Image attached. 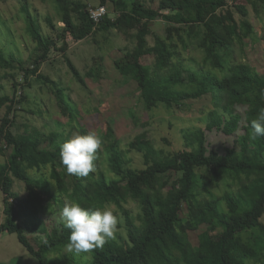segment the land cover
Here are the masks:
<instances>
[{
  "label": "trees",
  "instance_id": "1",
  "mask_svg": "<svg viewBox=\"0 0 264 264\" xmlns=\"http://www.w3.org/2000/svg\"><path fill=\"white\" fill-rule=\"evenodd\" d=\"M52 1L63 23L56 29V36L42 32L27 4L21 8L36 43L32 67L1 49L0 67L21 69L26 80L37 75L52 83L58 106L71 120L79 114L78 107L67 100L62 87L40 72L41 64L52 50L68 49L67 34L83 40L100 31L117 30L134 39L135 46L115 59L114 65L127 81L137 83L145 108L152 110L160 103L169 108L188 107L185 100L211 93L213 109L207 114V130L233 135L242 128L243 133L238 134L237 145L228 147L225 153L209 149L203 129L186 133L194 148L169 153L158 149L149 135L141 134L129 148L143 153L144 168L131 166L126 152L112 141L107 152L115 177L100 169L81 178L67 174L60 160V145L68 137L56 130L16 133V103L23 99H17L16 92L13 96L0 95V109L6 108L0 121V155L5 156L0 162V200L5 214L0 235L16 233L37 264H247L248 260L264 264V136L253 138L250 126L264 109V73L247 61L234 62L224 76L215 72L227 70L223 52L231 51L236 42L243 46L248 38H255L248 7L231 6L229 0H160L157 7L143 0H100L97 6L84 0ZM102 5L108 12L96 23L90 9ZM237 12L243 18L238 19ZM212 18H217L216 29L225 31L229 41L212 27ZM157 19L169 23L165 38L154 36L152 22ZM47 21L54 29L58 26L50 16ZM201 25L205 29H199ZM151 36L153 43L149 41ZM195 39L214 72L192 71L175 61L180 45L187 48L189 40ZM148 55L153 57V65L143 62ZM66 59L74 77L84 86L86 77L100 81L104 76L103 56L95 57L86 74L69 57ZM19 85L14 82L16 90ZM199 168L211 181L230 178L238 190L222 198L209 193V198L199 199ZM46 169H50L49 175ZM16 181L24 184L26 194L15 190ZM66 196L85 207L116 205L125 216L127 236L118 234L102 248L93 249L85 262L74 252H64L70 230L63 221H54L49 228L42 214L61 209ZM222 199L226 209L221 208ZM131 200L140 206L137 217L126 207ZM23 217L33 219L45 234L37 246L19 222ZM255 229L259 234H253L252 240L244 237V232ZM195 231L196 243L192 240Z\"/></svg>",
  "mask_w": 264,
  "mask_h": 264
},
{
  "label": "rangeland",
  "instance_id": "2",
  "mask_svg": "<svg viewBox=\"0 0 264 264\" xmlns=\"http://www.w3.org/2000/svg\"><path fill=\"white\" fill-rule=\"evenodd\" d=\"M84 1L94 6L100 4V0ZM143 1L147 5L157 7L160 0ZM229 1L231 6L245 4L248 7V18L255 26L256 35L253 40L248 38L245 45L241 46L236 42L232 45L231 51L223 52L227 60V70L215 72L220 77L224 76L229 74L228 68L234 62L247 61L259 72L264 73V0ZM23 4H27L46 35L56 36L58 33L56 29L62 27L63 23L52 0H0V49L7 56L16 55L26 67H32V54L36 43L28 31L25 13L21 11ZM48 16L58 25L55 29L47 21ZM236 16L238 19L243 18L240 12H237ZM210 23L217 30V18H212ZM168 26L169 23L162 19L153 21L154 36L160 35L161 38H165L168 35ZM199 29L205 27L201 25ZM217 32L222 38L230 40L225 31L217 30ZM154 36L149 38L150 43L155 41ZM66 40L69 44L68 49L52 50L49 59L41 64L40 72L64 89L67 100L78 107L79 114L76 119L71 120L62 113L57 103L54 85L44 78L31 75L26 80L23 70L0 67V95L13 96L16 92L17 99H23L16 103V118L13 126L16 133L24 134L35 130L50 133L56 130L63 132L69 139L73 133L85 134L97 130L103 139L102 150L97 152V163H99L97 171L102 169L113 178L115 174L110 168L107 152V145L112 141L118 142L120 149L126 152V158L130 159L131 166L136 168L146 166L145 157L136 149L130 150L129 143L145 133L154 140L156 147L164 150L165 153L194 148L195 144L188 143L186 133L199 129L206 130L210 150L225 153L228 147L237 145L236 139L239 137L238 134L243 133L242 128L233 135L218 130H207V114L213 109L211 93L200 98L185 100L188 107L169 108L160 103L152 110L145 108L137 83L133 80L127 81L114 65L115 59L135 46L134 39L117 30H111L100 31L83 40H75L71 34H67ZM189 43L187 48L180 45L175 61L192 71L214 72L212 65L205 62L204 54L198 47V40H189ZM59 45L62 46V42ZM98 56L104 57L103 78L97 81L86 77L87 86L82 85L74 77L66 57H69L81 72L86 74L93 66L95 57ZM143 62L153 65V57L145 56ZM14 82L20 84L17 90ZM22 95L24 98L21 97ZM5 111V107L0 109V121ZM244 123L242 122V126ZM4 160L5 156L0 155V162ZM45 172L49 175L50 169H46ZM197 172L200 180L199 199L209 198V193L222 198L227 192L234 193L238 190V185L232 184L228 177L211 181L205 176L204 169L199 168ZM15 190L21 195L26 194L24 184L20 181H16ZM220 204L222 209L227 208L225 199H222ZM111 206L119 217V231L116 236L122 234L126 237L128 232L125 227V216L116 205ZM126 207L131 209L134 217L140 213V206L136 201L131 200ZM59 212L58 207L56 210L44 211L42 214L44 225L52 228L54 221L61 223ZM4 220V202L0 200V224ZM19 222L25 227L30 241L35 246L45 238V234L36 227L33 219L23 217ZM197 234L198 231L192 233L194 243L198 241ZM253 234H259L258 229L244 232V237L252 240ZM216 248L219 249V245ZM64 252L72 253L66 249ZM74 254L84 262L90 257V252ZM37 262V259L19 241L16 233L4 232L0 235V264H37ZM247 264L256 263L248 260Z\"/></svg>",
  "mask_w": 264,
  "mask_h": 264
},
{
  "label": "clouds",
  "instance_id": "3",
  "mask_svg": "<svg viewBox=\"0 0 264 264\" xmlns=\"http://www.w3.org/2000/svg\"><path fill=\"white\" fill-rule=\"evenodd\" d=\"M250 126L253 138L264 136V109L250 121ZM102 145V135L97 130L73 133L60 145L59 156L67 174L83 178L96 173L97 152L102 150ZM64 199L59 215L64 227L70 230L69 242L65 246L68 252H90L116 238L119 217L111 205L85 207L67 196Z\"/></svg>",
  "mask_w": 264,
  "mask_h": 264
},
{
  "label": "built area",
  "instance_id": "4",
  "mask_svg": "<svg viewBox=\"0 0 264 264\" xmlns=\"http://www.w3.org/2000/svg\"><path fill=\"white\" fill-rule=\"evenodd\" d=\"M108 10L106 6H98L96 8L92 7L90 9V14L92 19L96 22L99 23L101 19L107 14Z\"/></svg>",
  "mask_w": 264,
  "mask_h": 264
}]
</instances>
